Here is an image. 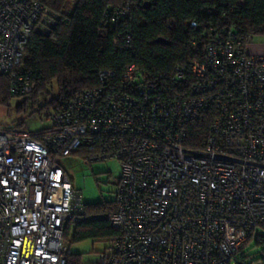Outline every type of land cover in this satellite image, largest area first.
<instances>
[{
    "label": "built area",
    "instance_id": "2783aa9c",
    "mask_svg": "<svg viewBox=\"0 0 264 264\" xmlns=\"http://www.w3.org/2000/svg\"><path fill=\"white\" fill-rule=\"evenodd\" d=\"M51 22L40 1L0 0V76L13 94L31 90L17 67ZM205 54L164 78L126 64L119 87L82 90L42 135L0 128V264H66L65 224L82 200L59 160L81 150L87 163H121L118 235L97 264L233 263L264 229V54L233 33ZM205 117L192 145L190 124Z\"/></svg>",
    "mask_w": 264,
    "mask_h": 264
},
{
    "label": "trees",
    "instance_id": "16d2710c",
    "mask_svg": "<svg viewBox=\"0 0 264 264\" xmlns=\"http://www.w3.org/2000/svg\"><path fill=\"white\" fill-rule=\"evenodd\" d=\"M37 1L54 12L52 22L44 31L31 33L17 67L18 73L29 77L31 90L13 94L10 75L0 76V99L8 102L10 96L20 97L16 109L25 114L6 130L22 131L25 118L35 114L53 118L82 90L98 88L108 80L119 87L126 64L164 78L174 66L205 59L207 44L219 35L236 34L245 48L253 36L264 35V0ZM157 39L164 42H154ZM101 71H109L111 77L100 80ZM208 124L206 117L190 124L192 145H201ZM51 128L30 134L39 136ZM73 155L85 161L88 153L81 150ZM116 206V197L89 204L82 201L80 212L65 224L64 243L72 229L71 243L108 240V247L118 235L110 222ZM254 236L242 244L233 264L264 262V251L256 258L246 253ZM260 243L264 237L256 235L255 244ZM80 263V254L67 250L66 264Z\"/></svg>",
    "mask_w": 264,
    "mask_h": 264
},
{
    "label": "rangeland",
    "instance_id": "374dc122",
    "mask_svg": "<svg viewBox=\"0 0 264 264\" xmlns=\"http://www.w3.org/2000/svg\"><path fill=\"white\" fill-rule=\"evenodd\" d=\"M54 13V12H51ZM252 46L264 47V35H255L251 39ZM21 98L10 96L8 102L0 99V128L5 129L15 124L19 117L25 116L23 112L17 111V105ZM51 116L46 113L35 114L26 117L20 130L27 133H35L42 129L52 127ZM60 165L67 172L73 188L84 203H96L99 201H112L116 197L118 177L120 176V161L116 159L87 163L78 155H69L59 160ZM255 236L264 237V229L255 228ZM71 232L69 231L67 246L70 253L80 254V264H97L98 254L108 244V240H84L71 243ZM255 236L246 247V253L251 258L260 257L264 251V243L255 244ZM238 252L237 255H239ZM233 264V263H232ZM248 264H252L249 263ZM258 264H264L260 261Z\"/></svg>",
    "mask_w": 264,
    "mask_h": 264
},
{
    "label": "crops",
    "instance_id": "0c3cea01",
    "mask_svg": "<svg viewBox=\"0 0 264 264\" xmlns=\"http://www.w3.org/2000/svg\"><path fill=\"white\" fill-rule=\"evenodd\" d=\"M246 48H247L248 52H250V53L264 54V47L252 46L251 42L248 45H246Z\"/></svg>",
    "mask_w": 264,
    "mask_h": 264
},
{
    "label": "water",
    "instance_id": "95a60500",
    "mask_svg": "<svg viewBox=\"0 0 264 264\" xmlns=\"http://www.w3.org/2000/svg\"><path fill=\"white\" fill-rule=\"evenodd\" d=\"M154 42H161V43H163L164 41L162 39H157Z\"/></svg>",
    "mask_w": 264,
    "mask_h": 264
}]
</instances>
